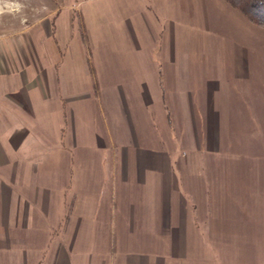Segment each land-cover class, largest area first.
Listing matches in <instances>:
<instances>
[{
  "label": "rangeland",
  "instance_id": "1",
  "mask_svg": "<svg viewBox=\"0 0 264 264\" xmlns=\"http://www.w3.org/2000/svg\"><path fill=\"white\" fill-rule=\"evenodd\" d=\"M135 19L143 23L148 42L165 34L174 40V55L184 58L180 68L192 88L214 91L217 81L226 89L222 98L233 116L219 165L213 152L200 154L202 171H213L207 183L218 205L206 210L196 224L199 233L187 240L189 264H264V27L226 0H0V34L26 35L48 78L47 108L25 124L34 141L28 162L37 171H64L55 193L64 215L76 194L71 189L72 171H80L76 153H94L95 171L112 167L111 153H122L121 142L113 139L122 135V79L132 66L122 60L136 56L134 47L122 46V28ZM238 71L243 75L236 77ZM175 83L171 76L164 81L168 94ZM199 98L191 97L194 103ZM175 99L163 97L170 103ZM158 109L150 108L149 114L158 126V144L165 146L170 139L162 124L168 126V113L162 103ZM197 109L190 114L199 123ZM169 114L172 120L179 116ZM39 142L46 143L47 152ZM208 147H214L213 138ZM133 242L126 246L142 247V241Z\"/></svg>",
  "mask_w": 264,
  "mask_h": 264
},
{
  "label": "crops",
  "instance_id": "2",
  "mask_svg": "<svg viewBox=\"0 0 264 264\" xmlns=\"http://www.w3.org/2000/svg\"><path fill=\"white\" fill-rule=\"evenodd\" d=\"M133 23L127 20L122 28V46L136 50V56L122 60L132 65L122 79V135L113 137L122 153H111L109 171H95L94 153H76L80 171H72L76 194L68 215L55 197L64 171H37L29 163L34 141L25 124L47 108V74L26 35L0 34V264H189L187 240L199 233L196 224L206 210L218 205L207 183L213 171H202L200 154L213 152L219 165L233 116L222 98L226 89L217 81L214 91L185 82L184 58L175 57L170 36L148 42L143 23ZM161 48L165 52L159 55ZM148 49L158 52L148 54ZM168 76L176 80L169 94ZM167 94L174 102L163 100ZM192 96L201 98L194 103ZM159 103L169 119L168 126L162 124L170 139L165 146L158 144V126L149 114ZM195 105L199 123L190 114ZM170 111L179 113L177 119ZM39 145L47 152L46 143ZM133 241H142V247L126 246Z\"/></svg>",
  "mask_w": 264,
  "mask_h": 264
},
{
  "label": "trees",
  "instance_id": "3",
  "mask_svg": "<svg viewBox=\"0 0 264 264\" xmlns=\"http://www.w3.org/2000/svg\"><path fill=\"white\" fill-rule=\"evenodd\" d=\"M238 8L250 22L264 27V0H226Z\"/></svg>",
  "mask_w": 264,
  "mask_h": 264
}]
</instances>
